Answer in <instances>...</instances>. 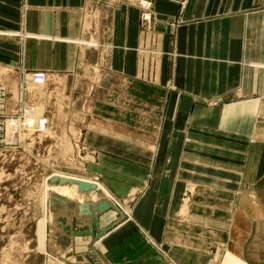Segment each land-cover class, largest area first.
<instances>
[{
  "label": "crops",
  "instance_id": "0c3cea01",
  "mask_svg": "<svg viewBox=\"0 0 264 264\" xmlns=\"http://www.w3.org/2000/svg\"><path fill=\"white\" fill-rule=\"evenodd\" d=\"M153 10L148 28L128 2L0 0V25L19 33L0 34V47L20 68L74 90L70 112L93 90L84 177L133 208L123 219L109 206L94 234H75L89 216L66 196L74 205L41 224L60 251L52 264H206L221 235L264 264V0H153Z\"/></svg>",
  "mask_w": 264,
  "mask_h": 264
},
{
  "label": "rangeland",
  "instance_id": "374dc122",
  "mask_svg": "<svg viewBox=\"0 0 264 264\" xmlns=\"http://www.w3.org/2000/svg\"><path fill=\"white\" fill-rule=\"evenodd\" d=\"M0 15H3L1 11ZM7 24L9 25H0V34H19L9 30L13 29L12 23ZM9 40L14 39L9 37ZM18 65L10 50L0 47V81L8 83L12 112L16 111V99L20 95L23 78V70ZM28 88L30 90L27 91L26 102L31 104L37 101L33 106L43 108L51 115L50 122L55 132L53 131V137L44 141L41 148H34V153L9 150L5 155H0V264H48L52 255L58 258L60 251L52 245V233L41 226L42 222H46L44 177L53 172L83 178L89 176L85 174L89 155L83 159L77 152L81 148L78 143L83 145L82 134L88 123L91 105L85 102V97L91 94V90H81L70 112V102L73 99L69 97L74 90L63 83L58 84L57 88L40 89L33 84ZM50 144H53V148L49 147ZM37 150L41 152L38 154ZM122 205L133 216L132 206ZM225 237L226 235L214 237V244L208 243L210 246L205 252L206 264H220L225 252L222 264H248L229 250L228 238ZM44 241L51 247L43 249Z\"/></svg>",
  "mask_w": 264,
  "mask_h": 264
},
{
  "label": "built area",
  "instance_id": "2783aa9c",
  "mask_svg": "<svg viewBox=\"0 0 264 264\" xmlns=\"http://www.w3.org/2000/svg\"><path fill=\"white\" fill-rule=\"evenodd\" d=\"M111 3H117V2H128L131 4H135L140 7L141 9V19L142 23L146 27H151L153 19L155 17V13L153 10V0H107ZM185 2V0H182ZM94 44V42H91ZM23 70V80L21 81V91L20 95L18 94V99H16V111L12 112L10 108V101H9V87L8 83L4 81H0V155H5L7 151L14 150L16 152H27L25 151V143L23 142V139H21L20 134L23 133L28 139V148H41L44 144V141L47 140L49 137H53L54 135H51L53 133H50L49 131L52 129V125L50 122V116L46 115L45 113H41V116L38 118V120H35V116L27 115L26 106L34 107V103H28L26 102V94L27 91L30 90L28 88V85H26L27 82L24 81V78L26 77V72L31 75V77L34 78L35 84L39 85L40 88H46V84L49 79V74L42 69H33L28 70L26 68H22ZM39 101V100H38ZM46 112V111H45ZM33 117V119H31ZM16 123H21V128L15 127L12 132L9 133L8 127ZM26 133V134H25ZM79 142V141H78ZM79 151L77 152L78 155L81 156V158L85 159L84 157H87L86 153V146L84 147L81 145V143H78ZM83 146V147H82ZM50 148H53V144L49 145ZM31 152V151H30ZM38 153H40V150H37ZM34 153V152H32ZM15 154V153H14ZM92 179L98 181L99 176L96 175ZM109 197V196H108ZM111 197V196H110ZM109 197V198H110ZM113 200L120 210L124 213L125 217L123 219L132 218L133 216L127 212L124 208L122 203H120L117 199H114L113 197L110 198Z\"/></svg>",
  "mask_w": 264,
  "mask_h": 264
},
{
  "label": "bare ground",
  "instance_id": "6f19581e",
  "mask_svg": "<svg viewBox=\"0 0 264 264\" xmlns=\"http://www.w3.org/2000/svg\"><path fill=\"white\" fill-rule=\"evenodd\" d=\"M22 80H23V78L21 79V81ZM24 81L27 82L26 85H28V87L30 85H32V84L35 85V86H37V87H40L39 85H36L35 84L34 78L31 77V75L29 73H27V72H26V77L24 78ZM26 111H27V115H30V116H33V117L35 116V120L34 121H36V119L38 120V118L41 116V113H45L46 115L51 116L43 108H41V109L40 108H36V107H33L32 108L31 106H28L27 105L26 106ZM33 117H31V119H33ZM21 125H22L21 123L20 124L19 123H16V124L12 125V127L9 126L8 127L9 133L12 132V130L15 127H17V126L20 129L21 128ZM53 131L54 130L51 129L49 132L50 133H53ZM20 136H21V139H23V142L25 143V147L26 148H24V150L25 151L34 152L33 151V148H28L29 145H28V139H27V137L25 135H23V133H21ZM63 178H65V179H63ZM77 179H81V180H91L93 182H96L100 186V189H103V192H104L103 194L104 195L106 194L109 197L110 196L113 197L108 192V190L104 187V185L102 183H100L99 181H96L94 179H86V178H83V177L68 175V174L59 173V172L50 173L49 175L45 176L44 177V180H43V187H44V192H43V194H44V196H43L44 197V216H45V219H46V222L47 223H48V220L49 219L50 220H53V211H56V210H59V209H61V210L62 209L63 210H67L68 207L71 204H72V206L74 205V203L71 200H69L70 198L69 199H63V198H66V197H63L62 195L67 196V197H71V198H74V197L76 198L77 197V198H79L80 201L81 200H84L83 196L80 195V193H78L77 184L75 183V180H77ZM96 193H97V191H96ZM96 193L93 194L94 195L93 197H96L97 198L98 197V194H96ZM57 196H62V198L61 199L58 198L59 199V201H58V199L56 198ZM54 198H56V199H54ZM66 200H69V201H66ZM77 211H78V207H77ZM127 212H129V211H127ZM50 255H52V254H50ZM51 257L52 258H50V260H49L51 262V264L54 263V259H58L54 255H52Z\"/></svg>",
  "mask_w": 264,
  "mask_h": 264
},
{
  "label": "water",
  "instance_id": "95a60500",
  "mask_svg": "<svg viewBox=\"0 0 264 264\" xmlns=\"http://www.w3.org/2000/svg\"><path fill=\"white\" fill-rule=\"evenodd\" d=\"M65 179V178H63ZM75 183L77 184V188L80 192H89L91 190H96L98 194V197H91L90 199L87 200H81L78 203V215L79 216H89V221H90V226L88 229H79V230H74L73 232L75 234H87L91 233L94 234V229H93V219L96 218V216L106 209L109 206H114L116 207L121 214V218H124L125 215L124 213L120 210L118 205L111 200L106 194L104 195L103 189H100V186L91 180H81L77 179L75 180ZM63 197H66L62 195ZM62 196H57L56 198L61 199ZM54 198V199H56ZM58 199V201H59ZM64 199V198H63ZM68 201V200H66ZM72 205V204H71Z\"/></svg>",
  "mask_w": 264,
  "mask_h": 264
}]
</instances>
